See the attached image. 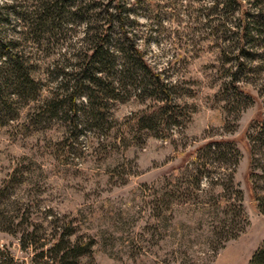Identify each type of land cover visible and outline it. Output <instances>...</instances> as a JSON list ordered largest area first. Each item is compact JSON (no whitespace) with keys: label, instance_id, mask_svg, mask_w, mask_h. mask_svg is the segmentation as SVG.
<instances>
[{"label":"rangeland","instance_id":"rangeland-1","mask_svg":"<svg viewBox=\"0 0 264 264\" xmlns=\"http://www.w3.org/2000/svg\"><path fill=\"white\" fill-rule=\"evenodd\" d=\"M254 2L264 10V0H0V41L28 83L0 69V264H42L61 232L90 244L77 264L247 263L264 237V34L239 53L237 23ZM119 7L123 38L170 84L175 114L156 108L146 76L113 71L103 118L82 113L69 72L94 32L119 44ZM228 179L247 224L213 255Z\"/></svg>","mask_w":264,"mask_h":264},{"label":"trees","instance_id":"trees-1","mask_svg":"<svg viewBox=\"0 0 264 264\" xmlns=\"http://www.w3.org/2000/svg\"><path fill=\"white\" fill-rule=\"evenodd\" d=\"M64 1L65 0H59L61 4ZM220 4L222 6L224 5V3ZM260 5L261 2H254L252 7L253 11L250 10L252 13L245 11L242 8V5L239 9L240 23H237V38L241 41V46L238 48L239 53H248L247 50L243 49V45L247 42L249 37L264 34V10L260 8ZM58 9L60 10L62 7L58 6L54 9L53 14L52 12L48 13L46 10L43 15H54L55 11ZM61 11H58V14ZM125 14L126 13H123L119 7V13L117 12L114 17L117 22L119 21V33L122 35L119 36V44H112L110 40H107L109 34L106 35L103 33L107 30V28H105L102 31L94 32L89 39L85 38L89 40L87 46L83 48L82 46L79 47V61L72 70H70L69 74L70 78L73 79V86L80 88L77 95L83 94L85 96V103L82 104L80 109L82 113L91 120L99 121L103 118L102 112L107 107L105 105L107 103L106 101L115 98L116 85L113 83H116L118 79L115 78L116 76L109 79V75H112L110 71H113L117 76L119 75V81L125 77L135 79L138 74L146 76L148 84L152 87V90L155 93L154 95H156L157 99L161 100V103L157 104L156 108L168 115H173L175 114L177 105L171 100L169 94L170 84L159 75V70H154V68L149 65L139 48H137L134 43L128 42L129 38H123V36H125V29L123 27L126 17ZM87 27L88 26L85 28ZM117 53L119 54L118 66L114 62V57ZM0 58H2L0 69H6V65H9L11 68L9 71L12 77H17V80L26 86L28 83L26 79H23L25 75L22 72L21 56L16 53L14 46L11 44L3 45L0 41ZM50 102H54V100ZM66 105V110L74 117L77 108L75 107L72 98L68 99ZM53 109L55 110V107H53ZM144 115H146V111L143 110L138 114L137 121H140ZM210 145L208 144L204 147L209 148ZM204 147L202 146L199 149L202 150ZM199 149H196L195 152L197 153ZM232 149L235 152L234 147H232ZM235 162L236 159L234 158L233 164H235ZM251 164L252 159L250 158L249 167ZM202 174L203 173L199 169H196L195 172L191 174V176H194L193 180L195 183H197V181L199 182L200 178L203 177ZM252 174V171H249L247 175L248 179L252 178ZM229 181L230 179H228L227 185L223 188L226 191L229 188V190L233 192L234 202L228 203V199H225L227 196L224 197V190L221 188V194H217V196L220 197V201L217 200V206H220V208L223 209L221 212L223 215L230 214V218L222 221V225H225V223L228 222V226H225V231H222L223 233H213V236L217 238L218 241L220 238L218 245H214L211 249L213 255L218 249L222 248L224 242L235 238L247 224V219L240 203L241 192L237 188H234L231 181ZM175 186L179 189L178 185ZM176 187L175 189L173 188V190H176ZM252 189L254 190V187H252ZM226 195H228V193H226ZM253 198L254 200H257V197L254 194ZM256 209L259 213L264 212V207L261 205L257 204ZM69 235L70 232H61L46 250L43 252L39 251L38 256L43 258L42 264H77V258L88 251L90 244L71 243L66 239ZM213 242L214 244H217L215 239L211 240V244H213ZM246 264H264V237L252 251Z\"/></svg>","mask_w":264,"mask_h":264}]
</instances>
